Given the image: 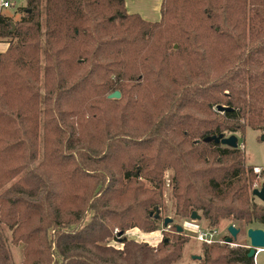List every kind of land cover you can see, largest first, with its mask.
Masks as SVG:
<instances>
[{
	"label": "trees",
	"instance_id": "obj_1",
	"mask_svg": "<svg viewBox=\"0 0 264 264\" xmlns=\"http://www.w3.org/2000/svg\"><path fill=\"white\" fill-rule=\"evenodd\" d=\"M125 2L0 12V225L21 264H180L192 237L177 225L194 211L238 238L264 228L256 166L213 138L264 133V0H162L158 21ZM167 174L172 230L157 245L127 238L160 229ZM228 237L194 238L199 264H255ZM8 245L0 230V264Z\"/></svg>",
	"mask_w": 264,
	"mask_h": 264
},
{
	"label": "rangeland",
	"instance_id": "obj_2",
	"mask_svg": "<svg viewBox=\"0 0 264 264\" xmlns=\"http://www.w3.org/2000/svg\"><path fill=\"white\" fill-rule=\"evenodd\" d=\"M11 6L9 8H6V12L11 16H15V18H18L20 16V13L17 12L18 8L21 6H24L26 4V0H10ZM17 10V11H16ZM8 43V42H7ZM262 132L259 130H255L253 128L248 127L246 129L245 135L242 136L240 133H234L237 137L238 144L243 147V150L246 153V163L247 165H254L255 172H258L259 177L254 183V188H261L264 183V141L261 139ZM167 181H166V187H165V200L164 205L161 208V213L163 216L171 217L173 218L174 215V209H173V199H172V183L170 174H167ZM256 197V196H255ZM257 201H261L258 197H256ZM90 214V213H89ZM181 222V225L184 227L185 233L189 234L192 238H190L189 242L185 245V251L182 260L180 261V264H199V261L197 257H200L203 255V250L197 242H195L193 239V235L195 234L196 229L198 228H204L203 223L204 220L202 218L200 219H193L192 217L184 218L182 220H179ZM174 222H170L167 226L164 225V220L162 219V222H160V229L152 232H144L138 227H134L126 232L127 238H133L137 241H146L150 245H157L158 242H160L163 238L164 229L166 231H171L173 228ZM220 236H223L227 233L228 227H225V223H222L220 225ZM0 230L6 235L7 243L9 244V250L12 257L13 264H21L22 260V246L20 244L12 242V232L11 230L7 229L4 225H0ZM115 232H118L116 229ZM239 240L240 242H245L250 246V240L247 237V234L245 237L240 235V238H236V240ZM112 246L116 248H122L123 243L120 241V239L115 238L109 242ZM239 243H231L230 246L234 247L238 245ZM255 264H264V250H260L255 258H254Z\"/></svg>",
	"mask_w": 264,
	"mask_h": 264
},
{
	"label": "water",
	"instance_id": "obj_3",
	"mask_svg": "<svg viewBox=\"0 0 264 264\" xmlns=\"http://www.w3.org/2000/svg\"><path fill=\"white\" fill-rule=\"evenodd\" d=\"M119 97H121L120 90H116V91L112 92L111 94H109V98H119ZM218 109L223 111V110H225V107L220 106ZM213 138L217 142L221 141L223 144L230 145L233 147H236L238 145L237 137L235 135H230L228 137H224L223 134H220L219 136H213ZM261 139L264 141V133L262 134ZM253 195L258 197L264 203V184L262 185L261 188H254L253 189ZM191 217L193 219H199L200 215L194 211L191 214ZM172 221H173V219L171 217H166L164 219V225L167 226ZM183 230H184V227L182 225H177V231L178 232H182ZM228 231H229L231 236L226 239V242L231 244L232 240L237 238L238 234L240 233V229L237 228L235 225H229ZM246 234L250 240L248 255L250 257L255 258L258 249L264 250V228L249 227L246 231Z\"/></svg>",
	"mask_w": 264,
	"mask_h": 264
},
{
	"label": "crops",
	"instance_id": "obj_4",
	"mask_svg": "<svg viewBox=\"0 0 264 264\" xmlns=\"http://www.w3.org/2000/svg\"><path fill=\"white\" fill-rule=\"evenodd\" d=\"M2 1L4 0H0V12L9 15L6 12V8H9L11 5L2 7ZM161 3L162 0H126L125 5L129 13H138L146 20L158 21L161 19ZM7 48L8 43L0 41V52H4Z\"/></svg>",
	"mask_w": 264,
	"mask_h": 264
},
{
	"label": "built area",
	"instance_id": "obj_5",
	"mask_svg": "<svg viewBox=\"0 0 264 264\" xmlns=\"http://www.w3.org/2000/svg\"><path fill=\"white\" fill-rule=\"evenodd\" d=\"M10 5H11V3L8 0H4L1 3L2 7H8ZM219 230L220 229H217V228H215V229L198 228L195 231L196 235H193V237H195L196 239H198L199 241H202V242L212 243V242H214V241H216L218 239L220 240L221 236H220ZM221 241H223V240H221ZM223 242H226V240H224ZM260 250H263V249H258L257 253Z\"/></svg>",
	"mask_w": 264,
	"mask_h": 264
},
{
	"label": "flooded vegetation",
	"instance_id": "obj_6",
	"mask_svg": "<svg viewBox=\"0 0 264 264\" xmlns=\"http://www.w3.org/2000/svg\"><path fill=\"white\" fill-rule=\"evenodd\" d=\"M264 184V183H263ZM262 228V227H261ZM226 235V234H225ZM231 236V235H230Z\"/></svg>",
	"mask_w": 264,
	"mask_h": 264
}]
</instances>
